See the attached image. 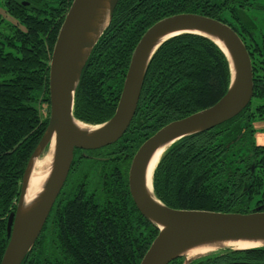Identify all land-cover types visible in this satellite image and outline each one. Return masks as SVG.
Here are the masks:
<instances>
[{"label": "trees", "instance_id": "trees-1", "mask_svg": "<svg viewBox=\"0 0 264 264\" xmlns=\"http://www.w3.org/2000/svg\"><path fill=\"white\" fill-rule=\"evenodd\" d=\"M28 1L30 5L0 1L17 21H8L0 12V263L9 242L8 216L16 208L24 171L49 121L51 56L73 2ZM259 2L120 0L83 70L75 116L93 124L113 116L137 43L151 25L177 13L196 12L229 23L245 42L255 71L261 38ZM230 78L229 61L213 41L191 33L172 37L147 70L130 125L138 130L123 136L137 149L167 123L215 104L227 92ZM40 96L49 106L44 118L37 106ZM248 107L213 129L180 139L166 151L154 174V190L161 201L173 208L246 213L261 206L264 210V181L248 165L258 160L261 146L242 132ZM256 117L253 112L251 119ZM244 142L248 149L241 148ZM110 172V184L104 188L102 181L95 180L93 186L85 172L74 168V193L62 205L59 195L22 264H140L159 229L138 210L127 175ZM183 263L181 257L170 264ZM189 264H264V247L227 249Z\"/></svg>", "mask_w": 264, "mask_h": 264}, {"label": "water", "instance_id": "water-1", "mask_svg": "<svg viewBox=\"0 0 264 264\" xmlns=\"http://www.w3.org/2000/svg\"><path fill=\"white\" fill-rule=\"evenodd\" d=\"M119 1L73 0L65 15L49 67V121L24 171L16 208L8 216L9 242L0 264L23 263L40 237L62 191L75 150L102 148L124 135L136 114L154 55L166 41L187 33L206 37L220 47L229 61L230 84L215 104L167 123L137 150L129 171L130 193L141 214L159 229L140 264H170L181 257L184 258L183 264H189L227 249L264 247V210L261 206L246 213L170 207L155 193L156 169L151 180L152 189L148 186V166L159 148L166 146L163 157L180 139L233 119L253 99L251 55L239 33L229 23L196 12H181L158 20L146 30L132 53L113 116L97 124L75 116L76 93L83 70L110 26ZM47 149L50 158L46 178L40 190L30 194L29 184L35 163ZM240 241L261 243L243 248L227 244ZM205 246L216 248L194 252L196 248Z\"/></svg>", "mask_w": 264, "mask_h": 264}, {"label": "flooded vegetation", "instance_id": "flooded-vegetation-1", "mask_svg": "<svg viewBox=\"0 0 264 264\" xmlns=\"http://www.w3.org/2000/svg\"><path fill=\"white\" fill-rule=\"evenodd\" d=\"M17 1L23 2L25 5L31 4V2L28 0H17ZM259 3L261 8L259 10L263 11L264 13V2L260 1ZM0 8H2L1 4H0ZM258 18H259V22L257 23V25L259 26L261 19L264 20V16L262 17L259 16ZM259 35L261 38L258 40L259 47L257 48V53H256L258 54L257 57L259 58V61H258V65H255V71H254L256 75L257 85L254 88L253 97L255 93L256 98H258L260 101L259 103H257L258 105L256 104L254 105L251 101V103L248 105L249 107L247 106L248 107V109L246 110L247 114L242 120V132L244 133V136H247L246 138H253L255 143L261 146L260 153L258 155V160L255 162H248V165L251 167L252 172H257L261 180L264 181V31L262 32V34L259 33ZM253 112H256V116H257L256 118H254V120L251 119ZM251 120L253 121L252 123H250ZM137 130H138L137 128H132V126L131 127L129 126L127 132L125 133L132 135V132ZM257 133H259V135L261 136L260 141H258L256 138ZM139 147L137 149H134L133 145L127 142L125 136H122L115 143L104 146L102 148H98V149L77 148L75 150L74 159L67 180L62 188L61 194H59L61 195L60 198L61 202H59V204L62 205L63 202L68 198V196L70 197L74 193L75 178L73 180L71 175L72 172L74 171V168L76 167L79 168L81 172H85L86 177L89 178L91 181H93L92 183L93 186L95 185V180L96 182L100 180L104 184V188L110 184L109 180L112 176L110 175L111 173L110 170H112L113 172L117 171L123 178L127 175L128 189L130 193L129 171L133 158ZM241 148L248 149L249 148L248 142H244ZM93 164L97 165L96 168L95 167L90 168V166Z\"/></svg>", "mask_w": 264, "mask_h": 264}, {"label": "bare ground", "instance_id": "bare-ground-1", "mask_svg": "<svg viewBox=\"0 0 264 264\" xmlns=\"http://www.w3.org/2000/svg\"><path fill=\"white\" fill-rule=\"evenodd\" d=\"M219 41V40H218ZM219 43L221 45H223V43L221 41H219ZM224 46V45H223ZM82 127L84 126V124H79ZM166 149V146L163 148H159L155 154L153 155V157L151 158V161L149 163L148 166V186L149 189H152V185H151V180L153 177V173L164 153ZM48 153V152H47ZM47 155V154H46ZM50 157L47 156V158H40L36 161L35 166H34V171L30 180V184H29V193L30 194H34L37 191L40 190L45 178H46V166L48 165V160ZM261 242L259 241H252V242H227L228 245H231L233 247H239V248H243V247H250V246H256L258 244H260ZM216 247H212V246H205V247H200V248H196V250L194 251L195 253L197 252H205L211 249H214Z\"/></svg>", "mask_w": 264, "mask_h": 264}, {"label": "rangeland", "instance_id": "rangeland-1", "mask_svg": "<svg viewBox=\"0 0 264 264\" xmlns=\"http://www.w3.org/2000/svg\"><path fill=\"white\" fill-rule=\"evenodd\" d=\"M259 1L264 2V0H259ZM0 12L2 13V15L4 16L5 19H7L8 21H10L12 23L17 24V21L15 19L11 18V16H9L2 8H0ZM256 16H258V17L264 16L263 11L256 12ZM258 28L260 29V30L258 29L259 33L262 34V32L264 31V20L263 19H261ZM40 97H41V100L37 103V106L40 109V113H41L42 117L44 118V117H47V115H48L49 106H48V103L44 101V96L43 97L40 96ZM252 100H253L254 104L259 103V101H260L258 98H253ZM91 124H93V123H91ZM256 138L258 141H260L261 136L259 135V133H257ZM48 155H49V150L47 149L43 153L42 157L47 158Z\"/></svg>", "mask_w": 264, "mask_h": 264}]
</instances>
